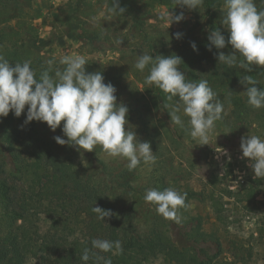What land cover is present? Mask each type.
I'll use <instances>...</instances> for the list:
<instances>
[{
	"label": "rangeland",
	"instance_id": "1",
	"mask_svg": "<svg viewBox=\"0 0 264 264\" xmlns=\"http://www.w3.org/2000/svg\"><path fill=\"white\" fill-rule=\"evenodd\" d=\"M254 3L264 10V0ZM168 10L173 15L183 12L184 19L168 27L161 18ZM211 11L206 14L203 5L194 10L182 8L175 0H0V55L14 64L30 60L37 75L48 68L50 59L55 61L50 75L57 68L63 70L59 59L64 55L83 56L88 61L86 71L95 72L98 66L113 68L118 82L110 83L116 88L117 102L129 109L125 129L133 130L141 142H150L155 163H141L129 171L125 158L110 157L99 145L81 156L74 146L59 145L53 139H66L61 131L63 121L55 132L45 122L32 121L28 123L31 132L51 143L59 159L79 168L82 177L104 188L119 221L131 223L143 239L159 234L171 239L188 251L187 264H196L189 259L194 252L190 237L195 231L200 232L195 246L203 247V264H264V178L254 176L252 162L240 150L242 136L264 139V108L254 109L247 103L246 89L239 82L245 70L237 65L235 83L218 90L224 105L222 117L209 134V145H198L183 110L179 115L184 126L172 124L166 105L174 103L155 100L152 86L144 82L149 69L140 72L134 67L140 54L168 56L177 48L191 49L192 42L208 40L212 24L227 31L221 24L227 11L225 0H219ZM175 33L182 35L177 39ZM253 67L257 69L248 73L264 89V66ZM192 69L206 76L210 71L223 75L226 68L218 61L202 60ZM26 111L27 106L21 114L25 118ZM39 139L30 141L25 149L41 144ZM2 147L0 142V150ZM10 175L14 183L26 182ZM169 187L187 194L186 206L178 212L180 223L163 218L144 199L148 189ZM190 191L196 194L190 195ZM38 216L32 224L44 232L49 216ZM214 253L219 254L215 257ZM29 264H35L34 259ZM146 264L180 261L168 251Z\"/></svg>",
	"mask_w": 264,
	"mask_h": 264
},
{
	"label": "clouds",
	"instance_id": "2",
	"mask_svg": "<svg viewBox=\"0 0 264 264\" xmlns=\"http://www.w3.org/2000/svg\"><path fill=\"white\" fill-rule=\"evenodd\" d=\"M202 3L203 0H176L177 6L189 10L197 9ZM225 5L227 11L221 24L226 25L227 40L219 29L210 31L208 50L211 51L212 47L221 50L230 45L232 51L229 54L217 52L219 63L229 67L238 65L248 72L253 66H264V10H258L254 0H225ZM118 10L124 11L122 8ZM161 18L169 27L183 20L184 15L183 12L173 15L168 10ZM181 35L174 34L177 39ZM190 46L193 51H198L195 42ZM238 55L243 60H239ZM54 62L53 59L48 60V68L37 78L30 60L12 64L0 55V118L7 117L10 111L15 117H20L27 106L25 124L45 122L55 132L63 121L61 131L66 139L61 136L53 139L59 145L74 146L81 156L84 151L92 152L99 145L108 156L125 158L129 171L141 163H155L156 156L150 142H141L133 130L125 129L129 109L122 102H117L115 86L105 83L99 71L86 73L88 61L81 55L62 56L59 64L65 67L63 70L57 68L53 76L50 72ZM182 63V58L175 54L153 58L143 53L138 55L134 67L140 72L149 69L144 81L146 85L161 89L169 101L178 98L174 104L166 105L170 109L171 123L184 126L179 115L182 109L189 118L191 137L199 140L198 145H209V134L215 128V122L221 119L224 105L207 80L198 83L186 80L179 68ZM239 82L246 89L247 103L254 109L264 108V89L256 87L257 81L244 75ZM240 150L242 157L252 162L250 167L254 176L264 178V139L256 135L242 136ZM186 196V193L171 187L162 191L152 188L146 190L144 199L154 204L156 212L163 218L180 223L178 212L186 206ZM92 211L101 221L113 215L111 210L99 206L92 207ZM91 244L100 252L123 253L120 240L92 239ZM90 252L88 248L83 250L81 260L85 264L90 259ZM96 258L103 260L104 264H112L110 257L96 255Z\"/></svg>",
	"mask_w": 264,
	"mask_h": 264
},
{
	"label": "trees",
	"instance_id": "3",
	"mask_svg": "<svg viewBox=\"0 0 264 264\" xmlns=\"http://www.w3.org/2000/svg\"><path fill=\"white\" fill-rule=\"evenodd\" d=\"M218 2L203 0L205 13L212 14L211 9ZM210 29H219L227 40L228 31L214 24L210 25ZM195 44L198 51L177 48L168 56L175 54L182 58L183 63L179 68L184 72L186 80L196 83L207 80L216 93L221 88H230L235 83L237 66L229 67L222 63L226 68L223 75H215L210 71L206 76L197 75L192 66L202 60L216 63L217 52L229 54L231 46H226L229 50L212 47L209 51L208 40L197 41ZM238 59L243 60V57L238 55ZM256 69L253 67L251 72ZM112 70H103L98 66L95 72H101L105 83L118 82V76H113ZM244 75L251 76L248 71ZM257 88L262 89L258 84ZM152 89L155 100L160 103H175L178 99L169 101L161 89L154 85ZM24 121L25 117H15L12 113L0 118V142L3 144L0 150V264H29L30 259H34L35 264H85L81 260L85 248L91 250L86 264H104L103 260H97L96 255L110 257L112 264H146L168 251L178 257L180 264H187L185 254L188 251L177 247L171 239L161 234L143 239L131 223L125 225L119 221L114 214L116 207L106 199L104 188L82 177L79 168L60 160L52 151L51 143L46 144L40 140ZM36 138L41 144L25 149ZM9 173L12 178H25L26 182H12ZM28 174L32 177H26ZM189 194L194 195L196 192L190 191ZM209 196L214 199L213 193ZM96 206L111 210L113 215L104 221L97 219V214L92 211V207ZM41 213L47 214L50 220L44 232L38 224H32L33 218L39 219L38 214ZM198 235L200 232L195 231L192 237L189 236L191 249L194 250L189 259L196 264H203V255L200 253L203 247L195 246ZM92 239L120 240L123 253L115 255L113 252H100L92 248ZM215 244L218 246V241ZM218 254L213 255L216 257Z\"/></svg>",
	"mask_w": 264,
	"mask_h": 264
}]
</instances>
